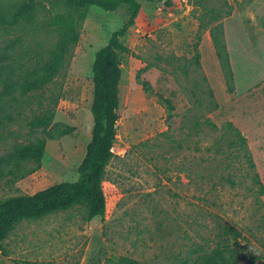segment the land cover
Here are the masks:
<instances>
[{
	"label": "rangeland",
	"instance_id": "1",
	"mask_svg": "<svg viewBox=\"0 0 264 264\" xmlns=\"http://www.w3.org/2000/svg\"><path fill=\"white\" fill-rule=\"evenodd\" d=\"M141 5L126 38L131 53L122 57L115 157L103 183L105 217L88 220L78 206L23 221L4 241L0 264H121L122 258L184 264L225 245L238 264L264 262V0ZM214 11L225 27L232 93L211 39ZM54 12L43 2L31 22L0 28V47L13 45L15 65L48 56L58 40ZM127 18L126 7H92L59 75L15 105L11 120L3 119L0 156L28 144V122L38 115L54 113V124L72 133L48 143L36 172L1 178L0 200L78 179L92 136L95 56ZM143 80L152 91L144 90ZM158 94L172 99V117Z\"/></svg>",
	"mask_w": 264,
	"mask_h": 264
},
{
	"label": "trees",
	"instance_id": "2",
	"mask_svg": "<svg viewBox=\"0 0 264 264\" xmlns=\"http://www.w3.org/2000/svg\"><path fill=\"white\" fill-rule=\"evenodd\" d=\"M142 1L163 2L171 8L174 0H0V28H14L31 22L37 7L49 2L55 10L52 26L58 40L48 52V56L28 65H15L11 51L13 45L0 47V128L3 119H12V110L29 94L41 91L59 75L74 47L80 41L81 27L92 7L105 12H117L123 7L128 10L124 26L112 34L109 43L100 49L93 64V101L91 113L93 128L86 155L78 168L79 177L74 182H61L33 195L18 196L0 200V252H4V241L18 224L28 220H38L49 215L71 210L78 206L86 208L88 220L104 218L107 199L104 191L106 169L115 157L114 145L117 140V125L120 119V86L123 69L122 57L130 54L126 38L140 14ZM216 14V11H214ZM222 15L216 14L210 20L211 39L217 59L222 69L225 83L230 93L234 89V70L227 47ZM200 25H208L199 17ZM148 69V68H147ZM145 91H152L149 82L141 81ZM214 98L212 89H208ZM167 109L169 117L174 115L175 106L171 98L157 95ZM201 106H203L201 104ZM217 107V105L215 106ZM52 112L35 116L28 122L30 136L28 144H18L0 156V179L9 177L23 179L41 168L47 145L72 133L70 127L54 124ZM217 128V125L208 121ZM235 131L239 141L246 144L242 133ZM235 251L225 246L212 250L209 254L184 264H238ZM121 264H140L138 261L122 258ZM264 264V262L262 263Z\"/></svg>",
	"mask_w": 264,
	"mask_h": 264
}]
</instances>
